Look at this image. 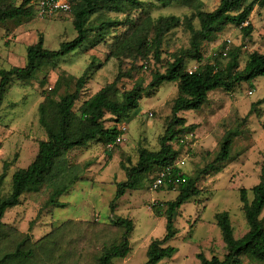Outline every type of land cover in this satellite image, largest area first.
I'll return each instance as SVG.
<instances>
[{"label":"rangeland","instance_id":"374dc122","mask_svg":"<svg viewBox=\"0 0 264 264\" xmlns=\"http://www.w3.org/2000/svg\"><path fill=\"white\" fill-rule=\"evenodd\" d=\"M21 1L0 0L13 5H19ZM139 1L142 3V10L131 13L130 19L133 22L146 16L156 19L173 15L182 19L192 11L210 12L218 6V0H200L193 10L177 4L162 8L154 0ZM124 16L121 13H104L102 19L122 21ZM95 17H91L90 23L96 24ZM33 18V31L29 33H32L34 40L30 41L26 39L28 35L21 34L18 39L22 45L17 47L20 51L13 60L9 58V63L6 61V44L10 40L3 42L8 37L4 29L13 31L19 22L0 23V69L24 67L26 48L34 45L39 35H42L47 50H57L61 43L70 42L76 37L70 22L71 16L37 19L33 15ZM249 22L252 25L249 40H243L237 28L227 27L214 42L204 45V58L210 60L221 52L219 62L224 64L222 51L227 45V40L231 43L230 49L242 46L241 68L249 53L263 52L264 8H255ZM193 25L198 28L197 20L193 21ZM131 31V24L116 27L103 43L93 48L83 46L60 59L57 61V69L48 72V82L43 89L39 87L42 74H38L28 85H22L16 80L13 82L1 105L0 174L5 171L6 178L0 190V197L10 194L11 176L32 162L37 153L38 141L45 139V133L37 122V106L42 100V90L54 89L59 96L63 95L65 89L58 83L59 72L65 71L78 78L88 65L94 62L79 102L87 100L114 80L117 61L110 58L109 54ZM188 40L189 34L186 30L180 28L171 31L164 39L162 61H167L169 54L187 48ZM222 46L224 48L221 50ZM190 67L191 65L187 66L186 70ZM138 78L145 87L150 81V73H136L132 81ZM131 86L132 82L128 80L119 84L124 90H129ZM249 91H252L250 96L247 95ZM175 96L176 87L172 83H163L154 91H146L139 102V108L125 122L127 141L117 146L110 157L103 151L102 146L95 142L85 148L66 153L49 183L27 192L19 206L5 213L3 223L6 230H16L31 237L30 243L36 252L33 259L35 261L36 258L35 264H97L96 256L101 254L103 247L117 245L121 241L122 229L115 228L110 223L105 224L110 217L109 203L115 196V183L125 179L124 172L118 166L119 161L135 164L138 148L144 147L152 151L159 149L158 137L163 132L164 121L170 114ZM263 98L264 78L259 77L236 85L230 92L224 89L214 90L208 93L207 103L199 111L180 114L186 126H195L192 133L182 137L180 147L177 143L173 145L179 151L180 157H186L187 165L183 173L190 178H196L199 171L212 160L218 142L227 130L236 128L239 133L231 148L232 161L217 175L199 179L200 195L178 210L174 218L178 235L167 244L176 248L177 252L172 258L164 259L159 264H198V253H203L206 258L214 255L222 259L225 250L220 229L213 218L216 213H228L235 239H240L248 231L239 201V190L245 189L248 192V200L252 199L251 188L259 181V164L264 152V131L260 127L262 120L255 115L249 117L245 123H241V119L246 116L251 104ZM257 109L263 112L264 103ZM122 152L124 157H120ZM62 178L77 181L70 184L64 193L57 194L55 189L60 184L67 183L61 181ZM149 187L147 180L144 187L127 191L117 201L115 215L129 219L133 230L129 238L130 253L124 260H114V264H144L146 248L151 239L164 235V218H155L150 207L154 202L163 203L174 199L177 193L167 190L152 192ZM59 204L64 207H58ZM260 219L264 226V211ZM57 223L61 225H55ZM2 244L0 257L6 252L5 248L9 247L8 242L4 240ZM243 264L251 263L243 258Z\"/></svg>","mask_w":264,"mask_h":264},{"label":"trees","instance_id":"16d2710c","mask_svg":"<svg viewBox=\"0 0 264 264\" xmlns=\"http://www.w3.org/2000/svg\"><path fill=\"white\" fill-rule=\"evenodd\" d=\"M33 1L36 0H22L19 5L0 2V23L33 17L34 9L31 4ZM198 1L200 0H154L162 8L177 4L190 10H193ZM255 8H264V0H218V6L210 12L195 10L182 19L173 15L156 19L146 16L133 22L130 19L131 13L142 10V3L139 0H71L70 12L62 16H71L70 22L76 32V37L72 41L61 43L57 50H47L42 35H39L37 42L26 48L24 67L0 69L1 114L3 99L15 80L22 85H28L38 74H42L39 87L43 89L48 82V72L57 69V61L83 46L93 48L103 43L116 27L127 24H131L132 27L131 33L109 54L110 58L117 61V74L114 80L90 98L79 102L94 62L90 63L78 78L65 71L59 72L58 83L65 89L63 95L59 96L54 89L42 90V100L37 106V122L45 133V139L38 141L37 153L32 162L11 176L10 194L7 197H0V245L3 240L9 245L0 257V264L36 262V258L33 261L36 252L30 243L31 237L16 230H6L3 223L5 213L19 206L27 192L49 183L66 153L95 142L99 143L110 157L117 146L107 150V145L114 143L121 135L117 127L121 124L126 125L125 122L131 114L139 108L143 94L158 89L163 83H172L176 87V96L172 100L170 114L165 118L163 132L158 137L159 149L152 151L140 147L135 164H125L122 160L118 164L120 170L124 172L125 180L115 183V196L109 203L111 214L109 223L115 228L122 229L121 241L117 245L103 247L101 254L96 256V262L114 264V260L127 257L130 252L129 237L133 224L129 219L114 214L117 201L127 191H136L144 187L147 180L151 184L161 170L180 158L179 151L173 146L174 143L180 147L182 137L195 130L194 125H185V120L180 114L199 111L207 103L208 93L214 90L224 89L230 92L240 83L250 82L259 77L264 78V50L249 53L242 68L240 67L242 46L229 49L224 64L219 62L221 52L212 56L210 60L205 59L203 55L204 45L214 42L217 36L230 26L239 30L243 40H249L252 33L249 17ZM104 13H121L125 16L122 21L103 20ZM92 16H96L94 20L96 24L90 23ZM194 20H197L198 28L194 27ZM180 28L189 34L188 47L169 54L168 60L163 62L161 56L164 39L171 31ZM223 48L222 46L221 50ZM190 61L198 64L197 69L191 74L186 71ZM140 72L150 73V81L145 87L140 78L132 81L134 74ZM123 80L132 82L129 90L119 87ZM262 103L264 98L251 104L241 123L255 115L262 120L260 127L264 131V111L257 109ZM238 133L236 128L224 133L212 160L199 171L196 178L181 174L180 179L184 182H179L176 186L177 195L174 199L151 205L153 216L164 218L165 232L161 238L152 239L149 243L144 264H159L162 260L175 255L176 248L167 244L178 235V230L174 226L178 210L200 195L199 179L217 175L232 161L231 148ZM123 155L122 152L120 157H124ZM261 157L259 181L251 188L252 199L248 200V192L245 189L239 190V201L248 231L240 239H235L228 213H216L213 218L220 229L225 255L219 259L214 255L206 258L203 253H198L196 255L198 264H243V258L251 264L264 263V226L260 219L264 211V152ZM5 178L6 172L3 171L0 174V190ZM62 179L61 181L67 183H62L55 189L57 194L64 193L70 184L77 181L72 178ZM171 188L169 186L168 191ZM57 206L64 207L62 204Z\"/></svg>","mask_w":264,"mask_h":264},{"label":"built area","instance_id":"2783aa9c","mask_svg":"<svg viewBox=\"0 0 264 264\" xmlns=\"http://www.w3.org/2000/svg\"><path fill=\"white\" fill-rule=\"evenodd\" d=\"M31 4L34 9V15L39 19H51L58 15L68 14L71 10V0H36ZM226 43L227 45L222 51L223 58L227 57V52L230 49V41L227 40ZM193 65H191V67L186 70L189 74L194 72L198 67L196 62ZM247 95H252V91H249ZM149 116L151 117V114H149ZM117 129L119 132H121V135L116 138L114 143L107 145V150H111L114 146L123 145L126 142V125L121 124L117 127ZM186 165V157L181 156L172 165L165 167L156 175V177L151 182L149 189L152 192L158 191L160 188H164L168 191L167 188L171 186L172 188L169 191L176 192V186L179 184V182H184L183 179H180V176L183 173ZM154 204L156 203L154 202L152 205Z\"/></svg>","mask_w":264,"mask_h":264},{"label":"crops","instance_id":"0c3cea01","mask_svg":"<svg viewBox=\"0 0 264 264\" xmlns=\"http://www.w3.org/2000/svg\"><path fill=\"white\" fill-rule=\"evenodd\" d=\"M37 18V17H36ZM37 19H39V18H37ZM35 20V18H33V17H31V18H29V19H18V20H12V21H10V23L11 22H15V21H17V22H19V24H18V26H14L15 28H14V30L13 31H10L11 32V34H10V32H9V30H7V29H4V33L5 34H7L8 35V37L3 41V42H7V40H10V42L8 43V44H6V45H8L7 47H8V55H7V57H6V61H8V63H9V58L11 57V59L13 60V58L14 57H16V55H18V52L20 51H18V46H20V45H22V43H21V41H19V39H18V37L21 35V34H25V35H28V37L26 38V39H30V41L31 40H34L33 39V35H32V33H29V32H31V31H33L32 30V27H31V25H32V22ZM2 36V35H1ZM21 47V46H20ZM23 47V46H22ZM20 49H22L23 50V48H20ZM193 63H195V62H193V61H190L189 63H188V65L187 66H190V65H193ZM10 65V64H9ZM11 68V67H10ZM3 69V68H2ZM9 69V68H8ZM41 102V101H40ZM125 138H126V141H127V136L125 135ZM85 148V147H84ZM125 180V179H124ZM123 180V181H124ZM121 182V181H120ZM152 201V200H151ZM115 214V213H114ZM111 218V214H110V217H109V219ZM109 219L105 222V224L107 223H109ZM158 219H161V218H158ZM76 221H78V220H76ZM55 225H61L60 223H57V224H55ZM131 235V234H130ZM130 238V237H129ZM161 238V237H160ZM155 239V238H154ZM152 240V239H151ZM151 242V241H150ZM149 242V243H150ZM149 245V244H148ZM148 245H147V247H148ZM146 250H147V248H146ZM130 253V252H129ZM128 256V255H127ZM125 259V258H124ZM124 259H122V260H124Z\"/></svg>","mask_w":264,"mask_h":264}]
</instances>
